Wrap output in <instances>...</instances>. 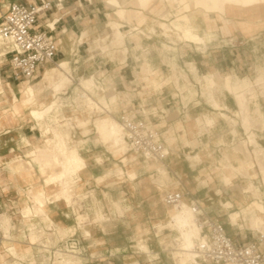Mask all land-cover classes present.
Instances as JSON below:
<instances>
[{
  "label": "crops",
  "instance_id": "0c3cea01",
  "mask_svg": "<svg viewBox=\"0 0 264 264\" xmlns=\"http://www.w3.org/2000/svg\"><path fill=\"white\" fill-rule=\"evenodd\" d=\"M14 1L38 0H0V21L9 3ZM50 1L51 8L39 15L35 26L37 30L48 31L46 24L53 23L51 33L58 39L55 64L40 68L36 80L28 82L14 79L8 57H0V264H52L38 256L40 247L35 242L44 245L50 240L57 246L71 233H75L79 251L72 255L81 264H182L180 256L173 257L170 251L174 247L166 245L177 232L168 227L170 214L166 207L170 205L163 202L168 191L180 192L181 199L187 203L196 200L209 218L223 223L226 233L235 241L245 243L255 238L256 230L263 229V232L264 227L257 229L251 223L253 217L260 219L258 223L264 226V182L253 151L257 144L249 137L253 147L247 144L252 156L248 176L233 169L239 175L224 182L219 166L221 164L226 171L231 167H224L225 161L239 165L237 160L228 161L224 156L233 153L238 160L243 159L244 155H237L233 147L240 140L245 141L247 134L241 121L233 117L238 106L232 91L224 86L222 93H215L218 101L214 99L210 103L207 90L217 85L204 87L203 82L196 81L195 75L202 76L204 81L206 76L219 74L221 84L231 78L233 85L237 83L233 82L232 73L255 78L257 65L264 68V4L247 11L230 10L225 15L227 20L215 13H210L209 19L198 17L195 26L204 41L193 42L183 37L182 41L172 32L163 35L157 23L150 19L161 21L164 18L140 9L137 0H118L126 9V19L118 20L127 50L124 61H110L97 42L99 37L110 33L107 14L113 13L114 7L108 0ZM141 2L151 7L156 0ZM171 12L166 22L174 18V10ZM140 13L146 15L142 23L138 22L143 16ZM138 26L144 28L147 35L135 37L134 28ZM149 28H154L155 32ZM163 43L169 49L164 50ZM61 59L67 60L71 85L63 94L56 95L60 100L61 94L67 105L62 104V108L65 106L64 112L69 116L65 118L68 124H61L59 129L65 136L67 150L77 148L74 150L86 162L66 176L68 184L64 188L59 180L46 184L43 173L32 161L33 151L43 148L46 139L57 136L51 131L43 133L28 109L23 108L18 114L11 111L13 100L23 95L22 88L27 83H35L46 68L55 66ZM173 74L179 75L184 93L189 89L190 95H195L188 102L186 98L190 95L182 97ZM90 75L105 87L107 96L113 94L111 105L116 107L117 117L123 110L144 112L148 123L169 149L162 161L143 162L132 155L133 160L124 164L122 154L115 153L102 141L97 142V137L102 136L96 132L95 122L109 113L101 110L104 114H80L81 108L75 102L79 96L74 91L81 90L77 84ZM254 98H250L248 114L252 108L253 114L260 112L261 116L262 113L264 121V96L260 95L257 101ZM223 107H228L224 111L229 115L225 112L218 115ZM223 114L235 119V137L229 132ZM249 116L253 121V116ZM74 117L85 118L83 129L76 125ZM199 118L206 123L204 129L198 125ZM213 119L212 126H207ZM253 130L258 145L264 150V126ZM42 137V146L35 147L32 143ZM71 142L75 144L70 145ZM13 159L27 160L33 165L32 169L19 172L8 167ZM158 163L165 166L171 178V183L161 184L162 191L158 190L156 177ZM51 165L61 170L56 162ZM129 170L136 172L133 180L127 177ZM251 185L252 193L248 191ZM259 188L261 194L254 195ZM36 196L41 198L40 205H36L33 198ZM254 202L261 208L248 209ZM26 208L32 211L29 216L23 212ZM233 215L237 225L232 222ZM186 261L195 264L194 260Z\"/></svg>",
  "mask_w": 264,
  "mask_h": 264
},
{
  "label": "bare ground",
  "instance_id": "6f19581e",
  "mask_svg": "<svg viewBox=\"0 0 264 264\" xmlns=\"http://www.w3.org/2000/svg\"><path fill=\"white\" fill-rule=\"evenodd\" d=\"M137 2L140 9L143 10L150 9L149 12L159 18L160 17L165 18L167 15H169L171 13L170 8L172 9L175 8V10L177 8L178 13L174 16L173 19L169 20L168 22L160 21V20L157 21L154 19H150V21L156 22L164 35H168V32H172V34H174L177 38L183 37L193 42H202L204 41V38L198 34L195 26V21L198 17L202 18V15L204 13L224 12L227 6L242 7V11H247L255 5H262L264 3V0H156V2L151 6L152 9L147 5L145 6L144 3L141 2V0H137ZM108 3L114 7L113 13L107 14L108 17L107 26L110 29V33L108 35L105 34L99 37L97 39V42L99 43V47L101 49L102 54L106 56L110 61H115V60L124 61L127 49L124 43V33H122L121 30L119 29L121 23L119 22L118 19H126L125 16L126 9L124 5H122L118 0H108ZM144 20H146V16L143 15L142 18L138 19V22L142 23ZM240 22L242 21L240 20ZM149 29L151 31L154 30V28H149ZM135 30L137 31V35H135V37H138L139 33L143 32L138 27H135L134 31ZM1 39L2 38L0 37V42H2ZM56 63L57 64L55 66L46 68L45 72L41 73L40 78L35 83L33 84L27 83V85L22 90L23 97L21 99L13 101V104L11 105V111L13 114H18L23 108L28 109L30 111L29 113L32 116V118H34L41 126V130H46L48 128L47 124L45 123V118L47 115H50L51 112H53L52 116L57 121L61 118L63 108H62V104L58 102L59 99L56 97V95L59 94L62 88L70 81L67 60L61 59ZM219 81L220 82L222 81L221 76H219V74L214 76H206L203 81L204 87L215 86ZM230 82H231V78L226 79L224 81V84L221 85V87L224 88V86H226L228 89L232 91L231 93L234 96V99L239 109L238 112L236 113H238L241 116V119L239 116L237 117L236 115L233 117L237 119V122L240 123L241 121L242 127L244 126L243 131L244 133L247 134V139L245 141L240 140V142L236 143L233 147V151L237 155L238 153L239 154L242 153L244 155L243 159L238 160L237 156L234 155L232 152H231L232 153L231 156L230 154L224 156V159L228 161L231 158L237 160L239 165L235 166L232 165L231 162L227 163L226 161L223 162V165L224 167H231L232 169L238 171L242 175H247L248 169L246 167V164H250L249 167H251V161H250L251 155H249V153L247 152L246 150L247 148L245 149L244 144L246 146L247 144L253 146L251 142L252 143L254 142V144H256L253 137L249 136V133L246 132L250 128L248 126L250 124L248 123L251 121L250 116L248 114V109L250 106V98L251 97L253 98L255 96V92L252 85L247 86V84H244V86H239L240 85L239 84L237 86L231 84ZM46 84H48L47 87ZM77 87L81 88V90H78L76 88L74 92H76L77 96L83 99H87L88 107H91V110L96 109L95 107L100 108V103L98 102V100H95V97L99 98L105 93L106 90L98 79H96L93 75L92 76L90 75L89 77L86 78H82L77 84ZM78 91L81 92L79 93ZM46 98H49V101H46L45 100ZM94 100L97 102H95ZM215 108H217V106H215ZM105 110H108L110 112V115H107L106 120L104 117L102 121L97 123V130L101 135L104 133H108L107 140H111L113 146L120 145L121 148L123 149L125 148L124 142L121 139V136L123 135V129L121 123L118 120L117 117L118 114H116L117 112L112 111L111 109H104V111ZM258 113L260 114V112ZM223 116L225 117V119L227 120V124L229 125V132L235 137L236 126H237L235 119L231 118L230 117L231 115L228 116L226 114H223ZM197 121L201 129H204L206 127L205 126L206 123H202L200 118ZM213 123L214 122H212L209 125L207 124V126H212ZM66 137L68 138V136ZM249 137L251 139V142L249 140ZM59 138L61 140H59V142H54V143H50L49 140H45L46 144L43 146V148H40L38 151H33L34 156L32 157L33 159L32 161L37 164L41 173H43L44 181L46 183H49V181L53 179H57L62 181L63 184L66 185L67 184L66 176L72 172H75L78 169L79 164H81L82 158L76 150L74 149L67 150L65 145V136L61 135ZM49 144L50 145L52 144L51 146L53 149L49 147ZM262 148H263L262 146L257 145L254 150V152H256L255 154L257 155V159H258L257 162H259L258 165L261 164V166L263 165V162L261 163V158L262 160L264 158V150ZM166 150L168 151L169 149L167 148ZM48 158L49 161H51L52 163L56 162L61 167V170L47 173L43 161ZM194 159L198 160V157L197 158L194 157ZM123 160L125 161V159ZM32 166L33 165L27 160L13 159V162L9 163L8 167L17 170L19 172H22L23 170L32 169ZM219 168L222 174V178L226 181L229 180V176L225 174L224 168L221 164ZM259 168H261L260 165ZM156 171H157L156 177L159 181L158 190L162 191L161 184L164 185L165 183L167 184L171 183V178L169 177L167 169L163 164L156 165ZM263 175H264V171H263ZM127 177L130 180H133L136 177V172L134 171L128 172ZM252 190H253V186L251 185L250 187H248V191H251L252 193ZM254 195H258V192L255 191ZM33 198L36 200L35 202L37 204L39 201L37 196ZM253 207L261 208L259 204L257 205V203L254 202L251 207H248V209H252ZM166 209L170 214V221L168 223V226L174 223V228L178 232V235L174 237L169 243L170 244L174 243L175 245H179L182 248V250L186 251L185 254L187 255V259L194 260L195 263L196 262L194 258L195 252L193 249L197 241L201 239L202 234L200 233V227L196 222V219L194 217L195 215L192 212V208L190 204L181 199L177 205L173 207L168 206L166 207ZM23 212L25 215L28 216L32 213V211H30L29 208L28 209L26 208L25 211ZM259 220L252 217L251 223L254 228L258 229L259 227L261 228L264 227L259 224L260 222L258 223ZM51 244L52 242L50 240L44 242V245L46 247H55ZM78 252H79L78 248H75L73 253L70 251L58 252L57 250L55 252V257L52 259V262L57 261L55 259L58 257L59 254L58 258L60 260H58L55 264H81L79 259L72 255ZM46 258H49V256L47 255Z\"/></svg>",
  "mask_w": 264,
  "mask_h": 264
},
{
  "label": "built area",
  "instance_id": "2783aa9c",
  "mask_svg": "<svg viewBox=\"0 0 264 264\" xmlns=\"http://www.w3.org/2000/svg\"><path fill=\"white\" fill-rule=\"evenodd\" d=\"M52 6L50 0L37 2L14 1L9 3L7 11L0 21V37L5 41L0 57H8L9 67L14 79L32 81L40 68L54 63L58 50V39L51 33L53 23L46 24L48 31L36 28L39 15ZM144 112L133 113L123 110L118 117L128 149L135 155L149 161H162L168 151L164 141L147 121ZM181 200L177 191L165 192L163 202L175 206ZM190 206L200 227L202 237L194 247L195 264H264V231L256 230L255 238L248 242L233 240L225 231L223 223L209 218L196 200ZM234 225V224H232ZM237 229H240L237 227ZM70 234L55 247H46L35 242L38 256L51 263L57 250L74 252L78 241ZM49 258H46V256Z\"/></svg>",
  "mask_w": 264,
  "mask_h": 264
},
{
  "label": "rangeland",
  "instance_id": "374dc122",
  "mask_svg": "<svg viewBox=\"0 0 264 264\" xmlns=\"http://www.w3.org/2000/svg\"><path fill=\"white\" fill-rule=\"evenodd\" d=\"M264 4V3H263ZM159 5V4H158ZM157 5V6H158ZM258 5H255V6H253V7H251L250 9H252V8H255V7H257ZM151 9H152V7H151ZM150 10V9H149ZM149 10H147V12H149ZM172 10H174V16L178 13V10H177V8H176V10H175V8H170V12L172 11ZM230 10H241L242 11V7H234V6H227L226 8H225V10H224V12H215V14L217 15V16H220L223 20H227V19H225V15L230 11ZM137 12V11H136ZM140 12H142V10H140ZM141 14V16L142 15H145L144 13H140ZM172 14V12L169 14V15H167L165 18H164V20H161V21H165L170 15ZM210 13H204L203 14V16L202 17H204L205 19H209V15ZM139 15V13L138 14H134V16H138ZM153 15V14H152ZM146 16V15H145ZM173 16V17H174ZM170 19H168V21H169ZM166 22V21H165ZM138 28L140 29V30H142L143 32L142 33H139V34H141V35H147L146 34V32H145V30H144V28H142V27H139L138 26ZM148 29V28H147ZM151 32H155V30H153V31H151ZM161 33H162V30L160 31ZM163 34V33H162ZM164 35V34H163ZM168 35H169V32H168ZM168 35H165V36H168ZM178 39H180V38H178ZM2 40V42H0V53H1V47L4 45V40L3 39H1ZM180 40H182V39H180ZM183 41V40H182ZM162 47H163V49L164 50H167V49H169V46L167 45V44H165V43H163L162 44ZM171 65V68H173L174 67V64L172 63V64H170ZM43 70H45V68L43 69ZM228 75V74H227ZM232 76H233V82L234 83H237L236 85L238 86L239 84V86H244V84H247V86L248 85H252L253 86V89L255 90L254 92H256L255 93V98H254V100H256L257 101V98L260 96V95H263L264 96V68L261 66V65H257V67H256V76H255V78L254 79H250L249 77H239V76H236L234 73H232L231 74ZM223 77H225L226 75H222ZM195 79H196V81L197 80H200L201 82H203V78H202V76H200V77H198V76H196L195 75ZM173 80H174V84L176 85V87L180 90V93L182 94V97H186V96H189L190 94H191V91L189 90V89H187L186 90V93H184V91L182 90V87H181V85H180V77H179V75L178 74H173ZM247 81H248V83H247ZM258 81V82H257ZM260 81V82H259ZM243 83V84H242ZM26 84V83H25ZM24 84V85H25ZM71 84L70 83H67L63 88H62V90H61V94H63L64 92H65V90H67L68 88H69V86H70ZM217 85H219V86H217L215 89H213V90H207V92H208V98H209V100H210V103L212 102V100H217L216 98H215V93H217V92H220V93H222L223 92V90H225L223 87H221V83H220V81L217 83ZM227 89V88H226ZM239 89H242V88H239ZM22 90H23V88H22ZM22 90H21V92H22ZM79 92V91H78ZM22 94V93H21ZM61 94H60V100H58V102L60 103V104H65V102L63 103V98H62V96H61ZM75 94H76V92H75ZM112 93H110V94H108V96H107V94H106V92L102 95V96H100L99 98L98 97H95V100L97 99L98 100V102L100 103V108H97V107H95L96 109H94V110H91V107H88V104H87V101L85 100V99H83V98H80V97H77V96H75V98H76V100H75V102L77 103V107H79V108H81L80 110H78V113H80V114H87L88 112L89 113H91L92 112V114H99V113H101V114H104V113H102L101 112V110H104L103 108H110L112 111H115V112H117L116 114H118V111L116 110V107H112V105H111V103L112 102H114V100H112V99H114V98H111L112 97ZM67 96V95H66ZM195 95H193V96H191L190 95V98H186L187 99V102H188V100H191L193 97H194ZM251 96V95H250ZM22 97H23V95H22ZM21 97V98H22ZM58 97V96H57ZM20 98V99H21ZM61 98H62V100H61ZM106 98H108V99H106ZM19 98H15L13 101H16V100H18ZM46 101H49V98H46L45 99ZM94 100V101H95ZM61 101V102H60ZM109 101V102H108ZM218 101V100H217ZM110 103V104H109ZM116 104V103H115ZM114 105V104H113ZM65 106H67L66 104H65ZM64 106V107H65ZM64 107H63V109H62V116H61V118H60V120L61 121H55V119L53 118V116H51L52 114H53V112H51L50 113V115H47L46 116V118H45V123H47V126H48V129H46V130H44L43 131V133H46V132H49V131H51L52 132V135L53 136H57V138L55 139L54 137H51V138H49V139H46V140H49V142L50 143H54V142H59V140H61L59 137L62 135L63 136V134L60 132V129H59V127H60V125L61 124H68V122L69 121H67V119H65V118H68L69 116H67L66 114H65V112H64ZM224 109H228V107H223L221 110H219L218 111V115H219V112H225L224 111ZM218 110V109H217ZM254 110V109H253ZM252 108H251V111H250V113L249 114H251L252 116H253V121H251V122H247L248 124H250V125H248L250 128H249V130H250V133H249V135L251 136V137H253L254 139H255V137H254V135H253V130H251L252 128L254 129V128H258V129H262L263 128V126H264V121H263V118H262V113H261V116H259V114L258 113H255V114H253L252 113ZM108 111V110H107ZM109 112V111H108ZM236 112H238V107H237V110H236ZM236 112H234L235 113V115L238 117L239 116V114L238 113H236ZM226 114H228L227 112H225ZM109 114H110V112H109ZM109 114H107V115H109ZM115 114V113H114ZM115 114V115H116ZM107 115H105L104 117H105V120L107 119ZM229 115V114H228ZM104 117H102V118H99V119H97L96 120V122H95V124L97 125V123L98 122H100V121H102L103 120V118ZM221 117V116H220ZM240 117V116H239ZM63 119V120H62ZM73 120H75L76 121V125L77 126H81V128L83 129L84 127H85V123H86V120H85V118H80V117H74V118H72ZM223 119V118H222ZM213 122H214V119H213ZM96 127V126H95ZM96 132H98L97 131V129H96ZM99 133V132H98ZM97 133V134H98ZM98 135H100V136H102V138H100V137H97L98 138V143L100 142V141H102L104 144H107V146L108 147H110V149H114V151H115V153H118L119 155H121L122 154V162L124 163V164H126L127 162L128 163H130L132 160H133V156L135 155L132 151H130L129 149H128V146L126 145V142H125V139H124V132H123V135L121 136V139H122V141L124 142V146H125V148H121V146L119 145V146H113V143H112V141L111 140H107V138H108V133H104V135H101V134H98ZM48 136H51V134H48ZM43 140H44V137H42L41 139H38V142H33L32 144L36 147V146H42V144H43ZM254 143V142H253ZM255 143L258 145V142L256 141V139H255ZM71 144H75V142H71L70 143V145ZM244 144V143H243ZM52 145V144H51ZM50 144H49V147L51 148V149H53L52 148V146H51ZM244 147H245V149L247 148V146L244 144ZM253 147V146H252ZM73 149H77V148H73ZM39 150V149H38ZM37 150V151H38ZM247 150V152L249 153V155H251V153H250V151L248 150V148L246 149ZM255 150V148L253 149V151ZM256 152H254V155H255V157H256V154H255ZM81 155V154H80ZM133 155V156H132ZM81 157H82V161H81V164H79V166H78V168H80V167H82L83 165H85L86 164V162H85V159H84V157L81 155ZM139 159V161H145V159H143L142 157H140V156H137ZM251 157L252 156H250V161L252 160L251 159ZM123 159H125V161L123 160ZM192 159V158H191ZM138 160H137V162H138ZM195 160V159H194ZM256 160H258L257 159V157H256ZM146 161H149V160H146ZM44 162V165L46 166V170H47V172H52V171H54V170H59V167H52V162L51 161H49V158L48 159H46V160H44L43 161ZM263 162V165H264V158H263V160H262V158H261V163ZM259 163V162H258ZM156 165H161V163H158V164H156ZM260 165V170H261V175H262V178H263V180H264V175H263V169H264V166L262 165L261 166V164H259ZM49 166V167H48ZM246 167H247V169L249 168V166H248V164H246ZM47 168H49V169H47ZM263 170V171H262ZM131 170H129L128 172H130ZM127 172V173H128ZM225 174H227L228 176H229V179H231L232 180V178H233V176H237L238 175V173L237 172H235L232 168H228L226 171H225ZM248 174L249 173H247V175H245V176H248ZM124 179V178H123ZM54 181H56L57 179H53ZM53 180H51V181H49V183H51V182H54ZM224 180V179H223ZM60 181V180H59ZM45 182V181H44ZM61 182V184H62V187L64 188V187H66V185L68 184H66V185H64L63 184V182L62 181H60ZM224 182H226V183H228L226 180H224ZM46 183V182H45ZM46 184H48V183H46ZM52 188H58L57 186H51ZM78 192V191H77ZM258 192V194H260L261 192H260V188H259V191H257ZM37 198H38V203L36 204V205H40L41 204V198L39 197V196H37ZM170 207H173L172 205H170ZM38 208L39 207H37V208H35V211L36 212H38L37 210H38ZM236 218H235V215H233L232 216V222L234 223V224H236L237 225V223L235 222L236 220H235ZM173 223V222H172ZM169 228H171V229H175L174 228V223L173 224H170V226H168ZM176 230V229H175ZM72 234V233H71ZM178 235V232H176V234H174V237H176ZM174 237H172V239L174 238ZM52 240V239H51ZM55 241H53V244L52 245H55ZM174 243H172V244H170V243H167L166 245L168 246H173L174 247V249H171L170 251L172 252V254H173V257H176L177 255H179L180 257H179V259H181V262H182V264H190V263H188V261H186V259H187V255L185 254V250H182L181 249V247H178V246H176L175 244L173 245ZM140 246H142V244H140ZM178 247V248H177ZM11 250V249H10ZM58 252H59V250H58ZM72 254V253H71ZM58 257H59V254H58ZM56 258L55 260H60L59 258ZM57 261H54V262H51L52 264H55ZM131 264H136V263H131Z\"/></svg>",
  "mask_w": 264,
  "mask_h": 264
}]
</instances>
